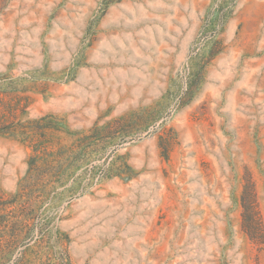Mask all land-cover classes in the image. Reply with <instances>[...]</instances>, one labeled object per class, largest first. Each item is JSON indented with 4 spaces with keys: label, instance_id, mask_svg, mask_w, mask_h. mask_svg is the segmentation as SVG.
Instances as JSON below:
<instances>
[{
    "label": "rangeland",
    "instance_id": "obj_1",
    "mask_svg": "<svg viewBox=\"0 0 264 264\" xmlns=\"http://www.w3.org/2000/svg\"><path fill=\"white\" fill-rule=\"evenodd\" d=\"M0 264H264V0H0Z\"/></svg>",
    "mask_w": 264,
    "mask_h": 264
}]
</instances>
